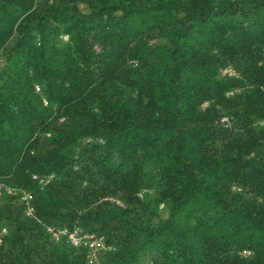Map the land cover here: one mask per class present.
I'll use <instances>...</instances> for the list:
<instances>
[{
  "label": "trees",
  "instance_id": "16d2710c",
  "mask_svg": "<svg viewBox=\"0 0 264 264\" xmlns=\"http://www.w3.org/2000/svg\"><path fill=\"white\" fill-rule=\"evenodd\" d=\"M0 185V264H264V0H0Z\"/></svg>",
  "mask_w": 264,
  "mask_h": 264
},
{
  "label": "built area",
  "instance_id": "2783aa9c",
  "mask_svg": "<svg viewBox=\"0 0 264 264\" xmlns=\"http://www.w3.org/2000/svg\"><path fill=\"white\" fill-rule=\"evenodd\" d=\"M69 36L65 34L64 40H68ZM224 74L233 75L234 71L232 68H225ZM39 89V88H38ZM46 103V101H45ZM54 178V174L39 175L33 174V179L36 180L42 187L47 186ZM3 186L0 185V189ZM6 190L9 193H14L15 190L11 187H7ZM152 190L145 189L140 193L141 197H144L147 193H151ZM21 201L25 204L27 215H33L34 207L32 205V194L26 190L21 191ZM48 232L51 234L56 242H62L69 244L75 248H85L87 250V259L90 264H96L99 262L100 257L105 252L109 251L111 247L107 245L105 237L96 232L85 231L79 227H55L49 226ZM7 233L6 228L0 229V242L2 241L3 235ZM248 251H244V254H248Z\"/></svg>",
  "mask_w": 264,
  "mask_h": 264
}]
</instances>
